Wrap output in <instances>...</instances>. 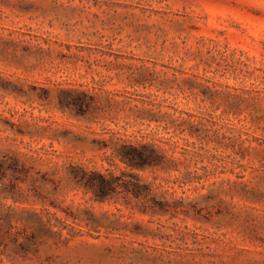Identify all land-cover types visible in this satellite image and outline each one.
<instances>
[{"label":"rangeland","instance_id":"obj_1","mask_svg":"<svg viewBox=\"0 0 264 264\" xmlns=\"http://www.w3.org/2000/svg\"><path fill=\"white\" fill-rule=\"evenodd\" d=\"M0 264H264V0H0Z\"/></svg>","mask_w":264,"mask_h":264},{"label":"trees","instance_id":"obj_2","mask_svg":"<svg viewBox=\"0 0 264 264\" xmlns=\"http://www.w3.org/2000/svg\"><path fill=\"white\" fill-rule=\"evenodd\" d=\"M60 102L62 105L73 106L77 113L85 111L84 102L79 98L72 101L60 99ZM118 155L126 165L131 167H145L156 163L159 159L156 149L147 144H122L118 150ZM71 172L76 182L92 190L93 196L98 200L105 199L114 192H126L132 193L134 196H140L144 190L148 189L146 184L141 183L133 175H131V179L119 182L117 177L111 173L87 171L78 166L72 167Z\"/></svg>","mask_w":264,"mask_h":264}]
</instances>
